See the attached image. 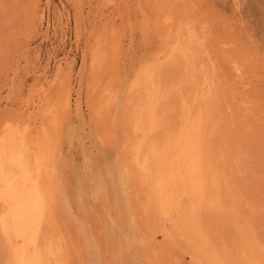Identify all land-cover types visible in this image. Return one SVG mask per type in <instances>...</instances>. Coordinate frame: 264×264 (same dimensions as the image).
Instances as JSON below:
<instances>
[{
    "label": "rangeland",
    "instance_id": "obj_1",
    "mask_svg": "<svg viewBox=\"0 0 264 264\" xmlns=\"http://www.w3.org/2000/svg\"><path fill=\"white\" fill-rule=\"evenodd\" d=\"M160 8L159 0H0V132L4 121L19 122L39 143L49 139L41 148L54 170L55 214L45 235L64 236L72 264L162 259L159 222L128 153L127 119L135 70L166 44ZM185 15L213 27L215 57L224 47L244 49L259 114L239 117L244 127H235L242 129L231 146L239 167L247 163L246 184L264 199V178L252 172L264 169V0H196L172 21ZM221 66L230 74L231 63ZM7 257L0 234V264Z\"/></svg>",
    "mask_w": 264,
    "mask_h": 264
},
{
    "label": "bare ground",
    "instance_id": "obj_2",
    "mask_svg": "<svg viewBox=\"0 0 264 264\" xmlns=\"http://www.w3.org/2000/svg\"><path fill=\"white\" fill-rule=\"evenodd\" d=\"M195 5L196 0H159L166 44L137 67L127 94L128 153L163 240L162 259L154 264H264V199L246 184L249 175L241 168L247 163L239 167L240 154L231 146L239 138L235 127L243 126L235 124L239 117L247 122L259 114L258 89L242 63L244 49L224 47L220 59L211 49L218 45L207 22L192 15L172 21L177 10L191 13ZM255 55L250 60L257 61ZM220 60L231 63L230 74ZM1 127L5 264H72L64 236L54 242L45 235L55 214L54 170L44 154L49 139L39 143L19 122ZM256 169L253 175L263 179L264 169Z\"/></svg>",
    "mask_w": 264,
    "mask_h": 264
}]
</instances>
